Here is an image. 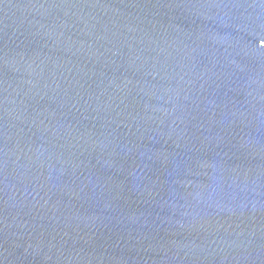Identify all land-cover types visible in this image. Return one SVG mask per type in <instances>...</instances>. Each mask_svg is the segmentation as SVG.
<instances>
[{
	"label": "water",
	"instance_id": "obj_1",
	"mask_svg": "<svg viewBox=\"0 0 264 264\" xmlns=\"http://www.w3.org/2000/svg\"><path fill=\"white\" fill-rule=\"evenodd\" d=\"M0 264H264V0H0Z\"/></svg>",
	"mask_w": 264,
	"mask_h": 264
}]
</instances>
